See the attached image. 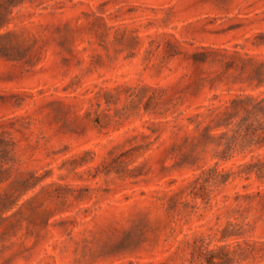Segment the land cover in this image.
Wrapping results in <instances>:
<instances>
[{
	"label": "rangeland",
	"instance_id": "1",
	"mask_svg": "<svg viewBox=\"0 0 264 264\" xmlns=\"http://www.w3.org/2000/svg\"><path fill=\"white\" fill-rule=\"evenodd\" d=\"M264 0H0V264H264Z\"/></svg>",
	"mask_w": 264,
	"mask_h": 264
},
{
	"label": "trees",
	"instance_id": "2",
	"mask_svg": "<svg viewBox=\"0 0 264 264\" xmlns=\"http://www.w3.org/2000/svg\"><path fill=\"white\" fill-rule=\"evenodd\" d=\"M250 78L258 82L264 80V62L257 63L250 70ZM222 107L215 108L211 118L214 126H225L234 134L243 136L261 137L264 140V96L253 94L237 95Z\"/></svg>",
	"mask_w": 264,
	"mask_h": 264
}]
</instances>
